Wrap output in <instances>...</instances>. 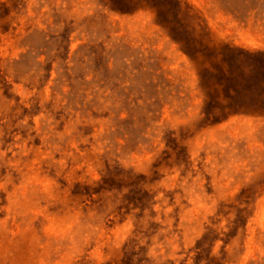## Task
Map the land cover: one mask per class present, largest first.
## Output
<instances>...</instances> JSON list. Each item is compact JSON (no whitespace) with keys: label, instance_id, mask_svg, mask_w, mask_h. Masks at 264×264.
I'll return each instance as SVG.
<instances>
[{"label":"rangeland","instance_id":"obj_1","mask_svg":"<svg viewBox=\"0 0 264 264\" xmlns=\"http://www.w3.org/2000/svg\"><path fill=\"white\" fill-rule=\"evenodd\" d=\"M248 105L264 0H0V264H264Z\"/></svg>","mask_w":264,"mask_h":264},{"label":"trees","instance_id":"obj_2","mask_svg":"<svg viewBox=\"0 0 264 264\" xmlns=\"http://www.w3.org/2000/svg\"><path fill=\"white\" fill-rule=\"evenodd\" d=\"M184 51L187 53V50H184ZM245 110L252 111L253 113H259V111L260 112L264 111V107L263 106L257 107V106H253V105H248V106H246ZM262 114H264V112H262Z\"/></svg>","mask_w":264,"mask_h":264}]
</instances>
